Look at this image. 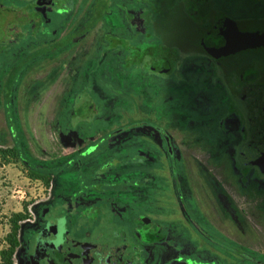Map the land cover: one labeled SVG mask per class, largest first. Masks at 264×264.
<instances>
[{"label":"rangeland","instance_id":"1","mask_svg":"<svg viewBox=\"0 0 264 264\" xmlns=\"http://www.w3.org/2000/svg\"><path fill=\"white\" fill-rule=\"evenodd\" d=\"M138 1H142V6L145 5L140 8V11L143 12L147 11L148 8L153 9V5L157 6L156 14L148 10L147 15L150 16L151 14L152 17L155 15L154 21L159 22V27L153 23L148 28L145 19L142 16H137V12L129 7V4L124 5L123 0H113L111 4L112 13L106 14L105 19L98 27L80 40L77 45L67 46L60 50L61 53H54L48 57H36L32 64L29 62L22 72L23 76L20 77L16 93L25 97L22 101L18 100L13 107L14 114H16L15 129L17 133L21 132L22 134V138H19L22 146L28 145L33 157L44 162H53L55 159L61 160L68 156L69 159H72L86 150L88 153L94 152V156H97V161H100L101 164L94 161L95 164L86 170L89 163H76V166L79 167H83L85 164L86 168L83 169L84 174L82 176L79 173L83 170L72 172L73 169L68 168L57 172L50 185H47L40 180L30 179L27 170L21 163L15 161L9 163V161L4 162L0 159V264H4L1 259L2 251H8L11 247L8 237L12 234L11 228H13L14 217L17 214L27 216V220L20 223L22 228L35 226L40 221L41 211L54 203L46 213L49 217L48 220L56 223L63 222L76 242H97V245L103 243L111 253L113 252L111 254L113 260H110L109 264H144V257L140 258L141 253L138 254L135 250L139 247L136 241L140 240L138 228H131L128 233L130 241L122 234L123 224H129L127 220H130L128 218L132 214L138 218L142 217L139 215L140 212L143 215L153 217L156 223H162L161 229L166 232L169 238H175L176 242L171 243L170 247H180L185 241L196 247V255L205 254L204 258L206 259H210V255L217 258L216 260L213 258L215 264H226V262L227 264H234L235 262L250 264L251 262L247 257L241 258L245 249V254L247 251L258 253L260 255L257 257L258 261L261 264L264 263V191H256V186L250 184L243 187L244 180L241 181L243 183L239 181V176L244 179L245 174L249 172H251L249 173L251 179H259L258 172L245 165L239 152L234 155L228 154L227 157L231 161L228 158L219 159L221 156L225 157V153L222 151L224 144L212 143L208 137L203 136L204 130L199 127L195 131H189L186 127L187 121L193 117L190 109L182 111L178 106L179 103L173 102L161 105L162 92L165 90L167 94L169 92V97L175 99L179 97L180 100L184 98L183 103H185L195 91H202L207 97L209 93L213 94L212 88L214 86L221 87L231 83L230 87L234 88L240 84L242 79L239 80V77L231 71L227 74L223 73L219 67H216L215 63L210 62L201 54H197L196 51L190 53L172 52L175 57H169V71L163 74H161L162 72L151 73L147 69L152 65L151 57H147L145 65H141L137 62V58L140 60L139 56L135 54L137 57L135 56L129 62L127 61V64H123V61L118 58L117 49L109 53L112 43L105 45L103 39L108 34L116 37L125 36L130 45L136 44L137 42H133L132 37L137 31L135 28H131L130 31L127 30V27L130 26L128 17L133 19L131 22L134 26L136 22L142 23L136 21L142 18L144 29H149L154 37L151 43L156 52L160 48H166L164 44L161 45V42H157L161 41L160 36H164L162 32H165L166 36L172 37L175 41L177 40V46H181L187 51L193 49L195 34L198 36L201 34L202 31L200 33L198 31L200 23L205 22L201 16L188 15L187 12L185 14L189 19L185 18L186 23L183 21L171 22L180 13V9H177L178 14L177 12L171 13L172 6L177 4L173 7L179 8L183 4L187 8L185 10L188 11L192 8L190 5L192 0ZM211 1L217 9L221 7L220 0ZM3 2L6 8H10L16 12L15 14L20 13V15L15 18L14 13L3 12L2 15L0 14V42L11 43L3 36L7 35V38H10L15 44L19 34L22 33V38L15 45L0 54V74L2 75L0 77V147L8 148L11 147V140L5 136V134L8 135V132L4 117L6 105L3 104V96L6 91L4 83L8 75L4 77V71L1 69L9 68L11 62L15 64L18 60L21 61L31 55L32 52L36 53L53 46V43L63 37L67 31L70 33L75 29L86 18L87 14L90 16V6L94 0H54L53 9L42 11V15L38 14V9L45 5L39 3L37 5L38 1L36 0H4ZM96 2V6L100 7L102 2L100 0ZM238 3H234L231 9H237V12L242 13L245 10L242 6L245 2L238 0ZM60 9H66V13L62 17L54 15L53 11L56 12ZM47 13L50 15L47 16L52 20L48 24L58 29V35L55 34L53 41H50L52 39L50 38L51 32L46 27H43V30L42 28L36 29L38 19L44 20V15ZM180 15L183 18V14ZM190 19L198 27L194 31L190 25ZM60 20H62L61 24L55 22ZM12 21L21 24L11 28ZM252 22L256 24L254 21ZM63 24L64 27L61 28ZM245 24L244 27H250V25ZM27 25L31 26V28L29 27L31 32L27 29ZM140 36L144 38L142 34ZM99 47L104 50L99 53L101 54L100 57L93 54ZM121 47L118 49L119 57L123 58L124 50L121 51ZM164 51L166 50L161 49L162 53ZM247 53L241 52L239 56L230 58L229 63L226 62V64L230 66L234 63H240L242 65L245 63V59H249V64L256 65V68L264 67V54ZM133 55L130 54L129 58L126 56V59H130ZM176 58H178L177 63ZM241 69L246 68L243 66ZM248 71L253 73L254 68ZM228 80H230L229 83ZM151 86H154V94H151ZM81 89L84 91L80 93L82 95L79 98L76 92ZM220 99L227 110L235 113L233 118L238 114H244L242 102L238 97L233 95L229 103H225V96ZM81 107L85 109V113L88 110L91 113L93 109L97 110L99 115L91 114L86 118L79 116L77 109ZM70 110L73 112L70 113ZM151 111H155L156 117L159 118V120L155 119L156 125L153 124L157 131L163 135L172 130L175 135L174 144H172L175 153L181 154L180 156L184 161L189 162V166H195L193 161L203 164L220 182L221 188L225 195L232 200L234 207L238 211L244 212L245 231H242L231 221L223 223V228L209 227L204 216L199 213H196V217L200 228H186V226L185 228H178L177 225H170L169 222L172 223L178 218L184 225L189 224L188 219L183 215L182 207L177 201L171 185L168 190L164 187L162 180L158 182L153 179L155 183H153L152 188L146 190L148 187L145 185L149 184L147 171L150 156L149 146L150 144L153 145V142L149 141L146 136H139L137 133L131 135L132 140L122 146L124 149L120 148V150L115 151L114 148L109 150L105 147V145H113L116 141L123 142L128 135L125 131L127 128L135 130L136 127L145 126L147 122L149 123ZM74 112L78 116H72ZM116 112L119 115L115 117L112 113ZM220 112L221 108H218L217 113ZM172 117L174 118L171 119ZM110 130L115 133L113 135L118 137L111 138L106 144L104 138ZM124 133H126V137L119 138L125 136ZM196 133H200L202 136H193ZM1 138H6L7 145H1L2 140H4ZM13 139L17 143V137L15 136ZM202 141H206L208 147L200 143ZM190 143L194 145L198 143V149L197 147L189 148L187 144ZM153 146H155V159L160 161V167L156 166L154 173L162 177L164 181L168 180V176L172 172L175 177L174 162L170 160L168 152L158 150L156 145ZM214 146L217 147L211 149ZM139 150L145 151L144 161L128 159L131 157H128V154L136 153ZM125 154L128 160H122L121 156ZM213 159L218 160L213 163ZM218 161L221 162L220 165ZM201 173L203 178L207 175L202 168ZM68 174L72 178L68 177ZM180 174L183 176L180 182L179 197L188 201L191 198V192L193 197H200L201 212L210 218L213 214L206 198H211L208 195L212 192L207 190L206 183L198 177L196 171L187 175L181 169ZM188 177L192 183L189 182ZM128 178L132 179L135 185L136 179L139 178L137 180L141 179L142 184L138 187L130 185ZM85 180H88V183L86 182V186L83 187L82 181ZM149 185L151 186V184ZM101 188H105L106 192H100ZM176 189V193H178L180 187L178 186ZM59 200L68 202H60ZM188 206L191 213L192 210H197L193 201L188 202ZM121 207L128 208V214H125L126 211H121ZM166 208L168 209L166 210ZM212 218L215 222L213 216ZM208 221L210 222V220ZM179 229L183 231L180 232ZM184 231L187 233L181 234ZM206 235L208 239L212 237L209 242H207ZM19 240L22 242L21 236ZM218 241H224L227 244H219ZM151 253L150 261L154 258L155 263V258L158 257L160 250L158 247H154ZM20 254L21 247L15 250L14 264H20ZM115 256H118V261H116ZM196 264L198 263L196 262Z\"/></svg>","mask_w":264,"mask_h":264},{"label":"flooded vegetation","instance_id":"2","mask_svg":"<svg viewBox=\"0 0 264 264\" xmlns=\"http://www.w3.org/2000/svg\"><path fill=\"white\" fill-rule=\"evenodd\" d=\"M37 5L38 3L43 4L45 6L41 7L38 9L39 13L41 14L42 11H48V10H52L54 7V0H36ZM226 1V3H228V9L224 12H222V14L220 15L219 18H217V15H214L213 17L209 18L208 21V25H206L205 28H199V33L200 31L201 34L200 35V48H202V38L203 36L210 30L213 28V26L215 25V23L221 19L224 18H230L231 20L235 21L239 30L245 33H256V32H264V0H243V2H245V4H243L242 6L245 8L241 9L244 10L242 13L237 12V9H234L231 7L234 6V4H229L230 1L234 2V3H238V0H220V2ZM134 2H137V4H134ZM142 1H138V0H129L128 2H124L123 4L128 5L131 8H134L135 11L138 10V7H144L142 6ZM48 4H50L49 6H47ZM239 4V3H238ZM136 7V8H135ZM38 8V7H37ZM240 10V11H241ZM42 15V14H41ZM105 19V18H104ZM103 19V20H104ZM102 20V21H103ZM101 21V22H102ZM252 21H254L256 24H254ZM100 22V23H101ZM99 23V24H100ZM191 23L194 24V26H192V28L197 29V25L191 20ZM244 23H246L245 25H250L249 28L244 27ZM130 26L127 27V30L130 31L131 28H135L136 31L137 27L133 26L131 23H129ZM262 47H256V48H249L247 50H245L244 52H248V53H258L259 55L264 54V43H262V45H260ZM190 53V52H189ZM188 53V54H189ZM197 54H201V56H204L206 59H208L210 62L215 63L216 67H219V69L222 70L223 73L227 74L228 72L230 73V71L234 74H236L239 77V80L242 79L241 82H239L240 84H238L237 87H230L231 83L230 80H228L229 84H226L224 86L218 87V86H214L212 88L213 94L209 93V95H207V97L202 93V91H195L191 97L189 98V100H187L185 103H183L184 98L182 100H180L181 98L177 97L176 99L174 97H169V92L167 94V91H163L162 92V97H161V105H165L163 103H179V108L182 111H186L187 109H190V111L193 113V117L191 119H189L186 123V127L188 128L189 131H195L199 128L203 129V136H206L210 139V141L214 144H224L222 145V151L225 153V157L221 156L219 159L223 158H228V154H232L234 155L235 153L240 154V156L243 159V162L245 163V165L247 166V160H246V156L245 153H247V150H249L251 147L248 145L251 143L252 140V136L254 135L255 138L264 136V67H258L256 68V65H251L249 64L250 60L249 59H245V63L242 64L243 66H245L246 69H241L243 66L240 63L237 64H231L230 66L228 64H226V62H228L230 60V58H234L236 56H239L240 53H238L237 55L230 57V58H226V59H221V60H213L209 57L208 54H206L204 52L203 49L199 50L198 52H196ZM243 53V51H242ZM247 53V54H248ZM254 53V54H255ZM153 58V57H151ZM153 60V59H152ZM166 60V59H165ZM162 60V61H165ZM159 60L152 61V65H150L148 68L150 70L151 73H166L169 71V68H167L168 66L164 65V62H162ZM229 63V62H228ZM203 65V64H201ZM251 68H254V72H249L248 70H250ZM219 70V71H221ZM212 76V75H211ZM151 94H154V86H151ZM201 90V89H199ZM237 90V92H236ZM215 92V93H214ZM236 96L238 97V99L242 102L243 108H244V114H238L237 116H235L233 118V115L235 113L230 112L229 110H227L222 103L220 102V98L222 96H225L226 102L225 103H229L231 101L232 96ZM223 99V98H222ZM249 104V105H248ZM191 107V108H190ZM221 108V112L218 114L217 113V109ZM250 109H252V112H250ZM243 111V109H242ZM174 117H172L171 119H173ZM155 119L159 120V118L156 117V112L155 111H151V114L149 116V123L147 122L145 124V126H141V127H136L135 130H131V133L137 132L139 134V132H144L142 136H146L148 138L149 141L153 142V145L158 146L157 149L158 150H163L168 152L169 156H170V160L172 162H174V173L177 175H175V177L172 175V173H170L171 175L168 176V180L164 181L162 177L157 176L154 173L155 167L158 166L160 167V161L155 159V155H154V147L152 144H150V148H149V165H148V178H149V184H151V186L145 185V187H148L146 190H150L153 186V183H155L153 181V179L156 181H161L164 183V187L166 189L169 190L170 185L172 186V190L174 192V194L176 195V199L179 202L180 206L182 207V212L183 215L185 216V218H187L188 220V224L189 225H184L183 222L178 218V220H175L174 222L170 223V225L174 224L177 225L178 228H200L198 226V222H197V217H196V213H199L200 215H203L207 224L209 225V227L212 228H223V223H229V221L233 222V224H235L238 228H245V214L244 212H240L238 211L235 207L234 204L232 202V200L227 197L225 195L224 190L221 188V184L220 182H218L217 178H215V176H213L210 171H208L206 169V167L197 162V161H193V163L195 164V166L193 167L192 165L189 166V162L184 161V159L177 154V152L175 153L174 146L172 144H174V134L172 133V130L168 133V134H163L159 131H157L156 127L153 125L155 124ZM156 125V124H155ZM158 128V127H157ZM129 132V133H130ZM187 132V131H186ZM189 134V132H187ZM126 134V133H124ZM128 134V133H127ZM195 135H199L202 136L200 133L199 134H194ZM126 136V135H125ZM122 138V137H119ZM189 139V138H188ZM218 140H220V142H217ZM200 143H203V145L205 147H208V143H206V141H202ZM189 148L193 147H197L198 149V143L196 145L194 144H187ZM217 146H214L211 149L216 148ZM192 151V150H191ZM243 151V153H242ZM65 159H69V156ZM213 163H215L216 160L218 159H213ZM230 160V159H229ZM231 161V160H230ZM219 162V161H218ZM192 164V163H191ZM193 164V165H194ZM221 164V162H219V165ZM162 167V165H161ZM205 167V168H204ZM250 167V166H247ZM163 168L164 165H163ZM201 168L206 171V176L203 178L202 177V173H201ZM252 168V170L257 171L259 176V179H251V176H249V172L248 174L246 173L244 179H241V176H239L240 178V182L242 180H244L242 184L243 187H245V185H254L256 186V188L259 191H264V173H261L260 170L257 167H250ZM181 169L184 170V173L188 174H192L196 171L197 175L199 178H202L203 181L206 183L207 186V190L211 191L212 193L210 195H208L211 198H206V202L210 207V210L212 211V216L215 219V222L212 218V216L209 218L208 215L206 214H202L201 212V206H200V197L195 198L193 197V194L191 192V198L188 199V201H184L181 197H179L180 192H181V178L183 176H181L180 172ZM180 171V172H179ZM247 177V178H246ZM129 179V178H128ZM138 179V178H137ZM137 179H136V185L135 183H133L132 179H129V184L130 185H134L135 187H138L137 184ZM209 179V180H207ZM188 180L190 183L191 180L188 177ZM238 181V183H239ZM249 181V182H247ZM180 187V190L178 191V193H176V188ZM145 189V188H144ZM170 192V191H169ZM194 202L197 210H191L189 209L188 206V202ZM68 202V201H66ZM55 204V203H54ZM54 204H51L49 207H52ZM49 207L45 208L44 211H41V215H40V221L39 223H37L35 226H31L33 228H35L34 231H30L29 236L32 235L33 238H30V248L29 250L25 249L22 250L21 249V254H20V264H56L55 259H56V255H44L45 258L36 261L37 259H35V261L37 263H35L34 261H32L33 257L36 256L38 247H39V240H42L43 238H41L42 236H45V232L44 230L49 226V225H59V224H63L65 226V224L63 222H52L49 221V217L48 215H46V213L48 212ZM219 207V208H218ZM168 208H166L167 210ZM127 209H124L123 207H121V211H126L125 214L128 212ZM164 210V208H163ZM165 210V211H166ZM51 211V210H50ZM117 213V212H116ZM142 212H140L139 215H141V218H145L146 221L152 226V228H154V230L152 231V234H154L155 236L152 237L151 239L149 238H142V242H141V247L143 248L140 251V258H142L143 254H148V252L150 253L149 258H146L144 261V264H158V262L154 263V258L151 259L150 261V257L152 256L151 250L152 248H156L158 247L161 252H164V249L168 248L169 249V253H166L162 256H159L156 259H159L160 257L164 258V264L168 263V260H171V256L173 258V260L170 262V264H188L191 263L193 261H195L198 264H208L211 263V261L206 262L204 260H206V258L202 259V256L196 255L197 254V249L195 247V253H191L190 251V243H186L185 241H183L182 243V249L177 250L175 246L170 247L171 242L169 241H165V234H163V232L161 231L160 228H162V223H156L153 219V217L149 216V215H143L141 214ZM118 214V213H117ZM128 214V213H127ZM119 215V214H118ZM138 216H136L135 214H132L130 216V220H127L129 224H123V226H127V227H123V236L129 240V235L128 233L131 231V228H142V225H139L138 222H136ZM127 218V217H126ZM210 220V222L208 221ZM134 223V224H133ZM182 225V226H181ZM173 226V225H172ZM66 228V226H65ZM49 236L51 238H49V240L52 242L51 244H57L58 241H54L57 240L58 237L56 236V234H54L53 232H48ZM70 235V233L67 231L64 234V237H67V235ZM22 233L19 235V237L21 236L22 238ZM120 235V234H119ZM71 236V235H70ZM72 237V236H71ZM151 237V236H150ZM73 239V237H72ZM74 240V239H73ZM130 241V240H129ZM81 243H88V241H80ZM137 242V241H136ZM176 242V241H175ZM22 243V242H21ZM90 244L94 245L97 244V242H89ZM173 244V243H172ZM162 246V247H161ZM61 247H67L66 243L61 244ZM98 246H91V248H97ZM101 249L104 251L105 257L103 258V263L102 264H109L110 260L112 259V253L111 251L108 250V248L101 243L100 244ZM139 254V250H136ZM146 251V252H145ZM89 252V251H88ZM87 252V254H88ZM14 258V255H13ZM37 258V257H36ZM48 258V259H47ZM117 258L116 261H118V256H115V259ZM179 261H178V260ZM57 260V259H56ZM13 264H14V260H13ZM212 264H215L214 262Z\"/></svg>","mask_w":264,"mask_h":264},{"label":"trees","instance_id":"3","mask_svg":"<svg viewBox=\"0 0 264 264\" xmlns=\"http://www.w3.org/2000/svg\"><path fill=\"white\" fill-rule=\"evenodd\" d=\"M3 1L4 0H0V14L2 15L3 12H10V13H14L15 14L16 13L15 11H12L10 8H6L3 5V3H4ZM96 1H98V0H94V2H92L91 6H90V9H91L90 16L87 14L86 18L77 25L76 28H78V29L76 30V32H74L76 28L73 29L70 33H68V31H67L66 34L63 37H61L57 42L53 43V46H51L49 48L42 49V50H40L39 52H36V53L32 52L31 55H29L28 57H26L25 59H23L21 61L18 60L15 64L11 62V65H10L9 68L6 67L4 69H1L2 71H4V73H3L4 77L6 75H8V77L6 78V81L4 83V87H5L6 91H5V94L3 96L4 97L3 98V100H4L3 104L5 103V105H6V109H4V112L6 114L4 115V117H5V121H6L7 132H8V135L5 134V136L10 138L11 147H8V148L0 147V159L3 160L4 162L5 161H9V163L10 162H14V161L17 162V163H21V165L27 170L28 176H29L30 179H32V180H40V181L44 182L47 185H50L51 181L53 180V178L57 175V172H59V171H64V170H66L68 168H72L73 169L72 172L73 171L80 172L81 170L86 168L85 164L89 163L88 167L86 168V170H87L91 165L95 164L94 161H96L97 164H101V162L97 161V156H94V152H89L88 153V152H86V150L84 152L76 155L72 159H61V160L55 159L53 162H44V161H40V160L36 159L35 157H33V154L31 152L30 148L28 147V145L22 146V144L19 142L20 141L19 138H22V134H21V132L17 133V131L15 129V123L14 122H15L16 114H14L15 111H14L13 107H14V104L17 103L18 100L22 101L24 99L23 97H25L24 95L20 96V93L17 94L16 93V89L18 87L20 77L23 76L22 72L28 66L29 62H31V64H32L33 60L36 57H40V56L48 57V56H50V55H52L54 53H61L60 50L66 48L67 46H75V45H77L80 40H82L84 37L88 36L91 33L92 30H95L98 27L99 23L105 18L106 14H111L112 13L111 4L113 3L112 2L113 0H100V2H102L100 7L96 6V4H97ZM123 1L124 2H128L129 0H123ZM220 3H221V5H220L221 7H219V9H217L214 6V4H213V2L211 0H192V2L190 4L192 6V8L190 10H188V11L185 10V8H186L185 5L182 4L181 7L175 8L173 6L177 5V4H174L172 6L170 12L171 13L177 12V14H178V10L177 9H180V13L178 14V16H175L171 20V22L183 21L184 23H186L185 22V18L187 16H186L185 12H187L188 15L193 14L196 17L197 16L198 17L201 16V18L205 22L202 23V24L200 23V27L201 28H205L206 25H208V20H209L210 17H213L214 15H217V18H219L220 15L222 14V12H224V11H226L228 9L229 5H228V3L226 4V1H223V2H220ZM134 4H137V2H134ZM229 4H234V2L230 1ZM124 5H126V4H124ZM152 7H153V9L152 8H148V10H151V11H153V14H156L157 13V8H156L157 6L153 5ZM140 8L141 7H138L137 8L138 10H136L137 16H142V18L145 19L146 25H147L148 28L153 23L157 27L160 26L158 21H154V16L155 15L152 14L153 15V17H152L151 14H150V16H149V15H147V11L148 10L143 12V11H140ZM132 9L135 11L134 8H132ZM65 11H66V9H63V10L60 9V10H57L56 12L53 11V13H54V15L62 17V15H64L66 13ZM38 14H40V13L38 12ZM180 14H183V18H181ZM18 15H20V13L19 14L18 13L15 14V18H17ZM47 15H49V13L44 15V20L43 19L42 20L38 19L39 22L37 21L36 29L40 30L42 28V30H43L44 29L43 27H46L47 30H49L51 32V37L50 38H52V39H50V41H53L54 38H55V34L58 35L57 34L58 29H55V27H51L53 25H49L48 24V23L52 22V20L49 17L50 15L49 16H47ZM129 18H130V20H129ZM142 18L136 20V21H141L142 23L136 22L135 27H137L138 31L132 37L133 42L134 41L137 42L136 44H131L130 45L129 44V40L125 36L116 37L114 35L108 34V36L106 35L104 37V39H103V43L105 45H107V43H110V42L112 43L111 46H110V50L111 51H109V53L112 52V51H115L117 49L116 51H117V53L120 56V52H119L118 49H120V46H122L121 47V51L124 50L123 55H122L123 58H121L119 56H118V58H119V60L123 61V64H127V61L129 62V60L134 58L136 56L135 54H137L139 56V58H140V60L137 58V62H139V64H141V65H145V59L147 57H153L152 59L155 60V61H157L159 59H160V61L166 59L165 61H162V62H164V65L168 66L167 68H169V62H170L169 61L170 60L169 57L174 55V54H172V52H174V53H177V51H181L183 53L184 52H192V51L198 52L199 50L203 49V48H200V45H199L200 35L198 36L197 34H195V39H194L193 44H192L193 49L187 51L185 48H183L181 46H177V44H178L177 40L175 41L172 37L166 36L165 32H162V35H164V36H160V40L161 41H157V42H161V45L164 44L166 46V48L165 47L160 48V50L158 52H156L154 50L155 47L151 43L154 40V37H153L152 33L149 32V29L148 30L144 29V22L142 21ZM187 19H189V18L187 17ZM127 20L129 21V23L132 24L131 21L133 19H131V17H128ZM189 21H190V25L194 26V24L191 23V19ZM0 22H1V17H0ZM22 22H24V20H22ZM55 22L56 23L58 22L59 24H61L62 20L55 21ZM12 23H13V25H12L11 28L16 27L19 24H21V23L17 24V22H13V21H12ZM169 25H170V23H169ZM20 27H21V25H20ZM29 27L31 28L30 25H27V29H29V31L31 32V29ZM62 27H64V24L61 26V28ZM193 31H194V29H193ZM141 34L144 36V38L142 36H140ZM3 36L6 37L7 40L11 41V43L10 42H8V43H6V42H2L1 43L0 42V54H2L3 52H5V50H7L8 48H11L13 45H15L22 38V33L19 34V37L17 38V42L15 44L10 38H7V35H3ZM100 43H101V41L99 42V44ZM142 48H144V49H142ZM161 49H165L166 51H164V53H162ZM174 50H176V51H174ZM58 51H60V52H58ZM103 51L104 50L99 47V49L96 48V50L93 52V54H96L97 56L99 55L98 57H100L101 54H99V53H101ZM130 54H134V55L131 56L130 59H126V56H128L127 58H129ZM173 57H175V56H173ZM177 59L178 58H176V63H177ZM147 69H149V68H147ZM1 76L2 75L0 74V77ZM83 91H84V89H81L80 91H77L76 95H78L79 98H80L81 95H82V94L80 95V93L81 92L83 93ZM74 99H77V98L74 97ZM7 103H9V104H7ZM84 110L85 109L82 108V107L78 108L77 109V114L79 116H84L85 118L89 117L91 114H93L94 116L99 115V112L97 110H93L92 109L91 113L88 110V112H86L87 114L84 112ZM72 112H73V110H70V113H72ZM112 114L115 115V117L119 115L118 112L112 113ZM78 115H76L75 112L72 114V116H78ZM7 116H8V118H7ZM9 122H12V123L10 124ZM110 131H108L106 133V136L104 138L106 144L109 143L111 138H117L118 137V136L113 135L115 133L112 130H110ZM125 131L128 133V135H127V138L123 142L116 141L113 145H108V146L105 145V147L107 149H109V150L114 148L115 151L116 150H120V148L124 149V148H122V146L124 144H126V142L132 140L131 135L137 134V132L131 133L130 132L131 131L130 128H127V130H125ZM143 133L139 132L138 135L141 136V135H143ZM75 134L78 135L77 133H75ZM15 136L18 139L17 143L13 139V137H15ZM25 136H26V134H25ZM123 137L125 138L126 136H122V138ZM1 139H4V140H2L1 145H3V146L7 145L6 138H1ZM137 139H141V138H137ZM119 141H120V139H119ZM131 143H135V142H131ZM89 148L91 149V147H89ZM96 152H98V151H96ZM85 154H86V156H84ZM144 154H145V151L139 150L136 153L132 152V154H128V157L131 156L130 158L126 157V154L121 156V158H122V160L138 159V160H143L144 161L145 160V155ZM81 156H84V157L81 158ZM126 158H128V159H126ZM82 162L85 163L83 167L76 166V163L80 164ZM43 163H44V165H43ZM105 165H106V163H105ZM83 174H84V170L79 173L80 176H82ZM69 176L72 178V176L68 174V177ZM82 180H83V178H82ZM86 182L88 183V180H85L84 182L82 181L83 187L86 186ZM247 182H249V181H247ZM137 184L138 185L142 184L141 179L137 180ZM255 190L258 191L257 188ZM100 192H106V189L105 188H101ZM59 201L66 203V201H64V200H59ZM87 214L91 215L89 213H87ZM137 219H138L139 225H142V228H138V235L140 237V240H137L136 244L139 247L136 248L135 250H139V253H140V251L143 249V248H140L141 245H142L141 244L142 238L146 237V238L151 239L155 235L152 234V231L154 230V228H152V226L146 221L145 218H141V217L138 218L137 217ZM26 220H27V216H25L24 214H17L14 217L13 222H12V227L13 228H11L12 234L8 237V241H9V243L11 245L10 250L2 251V253H1V259L4 261V264H13V255H14L15 250L17 248L21 247L22 250H25V249L29 250V248H30L29 247L30 246V240H31L30 238L34 237V236L32 237V235L29 236V233H30V231H34L35 228H33L31 226H27L25 228H22L20 223H23ZM240 229H242V231H245V228H240ZM161 231L166 236L165 241H169L171 243H175V238L171 239V238L168 237L166 232L163 231V229H161ZM179 231L181 232L183 230L179 229ZM21 233L23 234L22 235V238H23L22 243L19 240V235ZM183 233H187V232L184 231L181 234H183ZM206 238H207V235H206ZM211 239H212V237H210V239H208L207 242H209V240H211ZM218 243L222 244V243H226V242L218 241ZM176 249L179 250V249H182V247L180 246V247H177ZM190 251H191V253H195V247L191 246L190 247ZM166 253H169V249L168 248L164 249V252H161L159 256H162V255H164ZM204 255L205 254L199 255V256H202V259H203ZM149 256H150L149 252H148V254H147V252H146V254H143L142 255V257H144L143 261H145L146 258H149ZM241 256H242L241 257L242 259H244V257H247L249 259V261L251 262L250 264H261V262H259L258 259H257V257L260 256V255L258 253H256V252H254V251H247V254H245V249H244L243 254H241ZM213 258H214L213 255H210V259H206V260L203 259V260L206 261V262L211 261V263H208V264H212L214 262ZM214 259L216 260L217 258H214ZM172 260H173V258L171 256V260H168L167 264H170V262ZM156 262H158V264H164L165 261H164L163 257H160L159 259H157ZM237 263L240 264L239 262H235L234 264H237ZM188 264H195V261H193L191 263H188ZM226 264H227V262H226ZM262 264H264V263H262Z\"/></svg>","mask_w":264,"mask_h":264},{"label":"water","instance_id":"4","mask_svg":"<svg viewBox=\"0 0 264 264\" xmlns=\"http://www.w3.org/2000/svg\"><path fill=\"white\" fill-rule=\"evenodd\" d=\"M262 43H264V32H242L236 22L230 18L217 21L213 28L202 38V48L213 60L230 58L249 48L262 47L260 46ZM250 112H252V109H250ZM248 145L251 148L245 153L247 166L257 167L261 173H264V136L255 138L253 135L251 143ZM44 232L45 236H42L41 238L43 239L39 240L36 256L32 259L35 263L45 258L44 255L48 254L56 255V264L103 263L102 260L105 254L100 245L76 242L69 234L64 237L66 228L63 224H51ZM48 232H53L58 237L57 240H54L58 241L56 245L51 244L52 242L49 240L51 237ZM63 243H66L67 247L62 248L61 244ZM91 246L98 247L91 248ZM35 259L37 260L35 261Z\"/></svg>","mask_w":264,"mask_h":264}]
</instances>
